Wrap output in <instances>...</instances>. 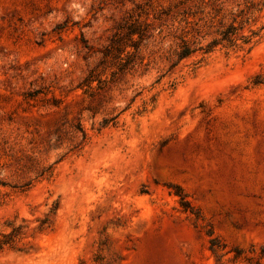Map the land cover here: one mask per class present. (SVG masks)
Segmentation results:
<instances>
[{"label":"rangeland","instance_id":"obj_1","mask_svg":"<svg viewBox=\"0 0 264 264\" xmlns=\"http://www.w3.org/2000/svg\"><path fill=\"white\" fill-rule=\"evenodd\" d=\"M173 2L0 0V264H264V36L172 68Z\"/></svg>","mask_w":264,"mask_h":264},{"label":"trees","instance_id":"obj_2","mask_svg":"<svg viewBox=\"0 0 264 264\" xmlns=\"http://www.w3.org/2000/svg\"><path fill=\"white\" fill-rule=\"evenodd\" d=\"M136 6L139 17L127 25L126 35L137 34L142 43L157 31L161 42L171 40L166 59L172 68L194 56L199 63L220 49L250 51L264 36V0H174L153 21L144 5ZM18 229L2 234L0 249L12 244Z\"/></svg>","mask_w":264,"mask_h":264}]
</instances>
